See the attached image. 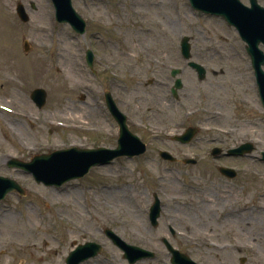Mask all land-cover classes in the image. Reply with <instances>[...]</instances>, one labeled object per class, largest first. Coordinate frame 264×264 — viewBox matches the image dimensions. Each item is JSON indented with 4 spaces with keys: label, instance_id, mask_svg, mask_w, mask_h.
<instances>
[{
    "label": "rangeland",
    "instance_id": "374dc122",
    "mask_svg": "<svg viewBox=\"0 0 264 264\" xmlns=\"http://www.w3.org/2000/svg\"><path fill=\"white\" fill-rule=\"evenodd\" d=\"M18 2L29 21L19 18ZM72 3L87 20L84 34L56 21L51 0L2 3L8 10L6 20H0V175L16 179L26 194L14 191L0 202V264H66L73 247L89 240L102 242L104 249L81 264H128L106 228L129 244L155 251L154 258L135 264H172L163 237L173 245L183 240L184 249L189 238L243 239V264H264V109L236 27L219 15L197 11L189 0ZM183 36L191 38L192 58L205 67L204 79L185 64ZM88 48L96 54L95 68L117 59L139 72L115 69L97 78L85 61ZM181 64L185 86L175 101L171 70ZM110 80L117 91L135 96L137 89L147 90L174 101L164 114L155 111L151 97L133 105L132 120L141 124L130 123L148 144L145 154L93 167L60 187L8 167L10 156L29 160L73 146H114L111 121L97 105ZM35 88L47 93L42 108L31 98ZM188 126L200 128L189 145L171 139ZM245 140L256 146L250 156L213 158L214 147L226 149ZM165 148L177 156L189 152L198 163L185 166L181 157L176 163L165 161L159 155ZM222 164L238 167L237 178H225L218 169ZM155 193L163 204L157 227L149 219ZM197 252L213 264H232V258L233 264H242L237 253Z\"/></svg>",
    "mask_w": 264,
    "mask_h": 264
},
{
    "label": "water",
    "instance_id": "95a60500",
    "mask_svg": "<svg viewBox=\"0 0 264 264\" xmlns=\"http://www.w3.org/2000/svg\"><path fill=\"white\" fill-rule=\"evenodd\" d=\"M56 7V19L60 22H69L73 28L79 32H85V20L74 10L71 0H53ZM194 8L223 15L230 23L236 25L240 31L242 37L248 42L247 50L252 58V64L255 69V75L259 86V94L264 106V53L259 49V44L264 43V9H260L256 6L255 0H252V8L244 7L239 0H191ZM17 13L20 18L27 22L29 15L26 13L23 4L18 3ZM190 38L185 36L182 38V53L185 58H190L191 44ZM30 45L27 40L24 41V49L28 51ZM88 63L92 65L93 55L91 51L87 53ZM199 75L200 79L205 77L206 70L198 63L191 62ZM176 70L173 71V75H176ZM174 93L182 86L181 80H176ZM32 98L36 101L39 107H42L46 101V91L38 88L32 93ZM109 108L118 120L121 127V136L119 139V145L115 149L96 148V149H81L77 147L69 148L66 150H58L52 154L36 155L29 162L12 158L9 161V166L21 167L31 172L38 182H44L47 185H61L66 181L79 178L85 175L92 166L97 164H106L112 161V159L121 155H137L145 151V145L140 139L131 134L126 126L125 116L119 112L116 108L110 95L106 96ZM197 129L189 128L184 135L179 139L189 141ZM253 149L251 143H246L240 147L233 149L230 153L243 154L250 152ZM219 149H214L216 154ZM162 155L166 157L167 152H162ZM264 158V152H263ZM222 173L228 174L233 177L235 172L233 169L222 167L220 168ZM18 190L21 194L25 191L22 186L15 180L8 177L0 176V200L5 197L8 192ZM160 214V204L157 199L156 203L151 208V219L154 225L157 224V218ZM107 235L112 241L125 251V257L129 259L130 264H134L137 260L147 257H153L154 253L146 249L128 245L118 235L111 230H106ZM168 249L172 254V262L175 264H196L188 256L180 254L176 249L172 247L165 240ZM102 247L99 244L93 242H87L86 244L78 245L67 257V264H80L90 257L97 255L101 251Z\"/></svg>",
    "mask_w": 264,
    "mask_h": 264
},
{
    "label": "flooded vegetation",
    "instance_id": "af4514ba",
    "mask_svg": "<svg viewBox=\"0 0 264 264\" xmlns=\"http://www.w3.org/2000/svg\"><path fill=\"white\" fill-rule=\"evenodd\" d=\"M242 1L245 4H250V0H242ZM257 1L261 6L264 7V0H257ZM126 56H127V54H126ZM107 62H108V64L105 62H103V63L100 62L98 64L99 65L98 68L94 67L93 73L97 78H100L102 75H106L108 73H113V71H116L115 69H118V71L120 73H126L127 71L139 72V71H137V69L129 68L128 63H130V62H127L126 60L125 61L123 60V64L120 63L117 59L107 60ZM180 66H181L180 75L183 79V74L186 71V66L189 67V64H188V62H186V66H184V65L182 66V64ZM110 67H114V69L108 70V69H110ZM122 67H126L127 69H124ZM115 75H117L116 72H115ZM170 78H171V81L173 83L174 78L172 76ZM137 82H138L137 84L140 85L141 81H137ZM149 83L153 84L155 82H154V80L153 81L151 80V82H149ZM183 88H184V86H183ZM116 89H117V87L115 85L114 80H110L109 86L102 89V92H101L102 95H99L98 100H97L98 107H100V108L103 107L108 114V119H110V121H111L112 129H113L114 134H115V135L112 134V136L115 137L116 142L118 140L117 137H118L119 129H118V124H117L116 120L111 115V113L108 111V108L106 106L104 93L107 90L110 91L111 96L114 99V101L116 102L119 109L126 114V116L128 118V124L130 127H131V125L129 123V118L132 117V115L134 113V111H133V105L134 104L139 106L141 101L148 100V98L151 97L152 98V104L155 105V107H156L155 111H157L159 114H164L166 112L167 107L169 108L170 106L172 107V104L174 105V101H171V100L173 99L175 101H178L180 98V96H178V97L173 96L172 86H171L170 92H171L173 98L170 100H168L167 98H165L164 96H161V95L156 96L154 93L148 92L147 90H138L137 89L135 91V96H133L132 91L121 92V91H117ZM161 124L162 123H157V125H161ZM233 145H236V143H233ZM223 151L224 150H222V152L219 153L217 155V157H213V158L219 162H222V160H224L226 158H234V159H237V158L242 159L243 158V157H236V156L228 155L226 152H223ZM182 153H183V155H179L177 157L178 158L181 157L185 166H188L189 164L185 163L184 160L188 157L187 153H189V152L183 151ZM178 160H180V159H178ZM176 162H174V163H176ZM197 163H198V161L192 165L196 166ZM223 165H225V164H223ZM230 166H232L233 168H236L235 165H230ZM238 173L239 172L237 171V176H238ZM237 176L233 179H236ZM224 177L228 178L227 176H224ZM231 239L223 240L220 238H189V244L187 245V248H185L186 250L181 246V244L183 245V243H185L183 240H180V243L178 241H176L175 247L182 252L188 253L190 255V257L199 261L201 264H213V263H210L206 258H204V260H202V259H199L197 257L198 256L197 251L198 250H204V249L215 251L217 253H223V252L228 253V254L237 253L236 255H238V261L243 264L245 258L241 257L240 255L243 254V252L246 248L245 247V240H243V239L238 240L237 238H231ZM233 239H237V240H233ZM211 242L213 243V245L211 244ZM233 255H235V254H233ZM230 256L232 257V255H230ZM228 261L232 264L235 263V259H233V258L231 261L230 260H228Z\"/></svg>",
    "mask_w": 264,
    "mask_h": 264
},
{
    "label": "bare ground",
    "instance_id": "6f19581e",
    "mask_svg": "<svg viewBox=\"0 0 264 264\" xmlns=\"http://www.w3.org/2000/svg\"><path fill=\"white\" fill-rule=\"evenodd\" d=\"M3 0H0V20H6V11L8 10L5 6H3ZM6 10V11H5Z\"/></svg>",
    "mask_w": 264,
    "mask_h": 264
}]
</instances>
